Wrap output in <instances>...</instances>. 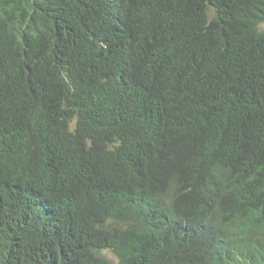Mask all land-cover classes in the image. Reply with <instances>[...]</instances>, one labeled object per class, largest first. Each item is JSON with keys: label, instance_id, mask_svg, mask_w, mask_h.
Segmentation results:
<instances>
[{"label": "trees", "instance_id": "1", "mask_svg": "<svg viewBox=\"0 0 264 264\" xmlns=\"http://www.w3.org/2000/svg\"><path fill=\"white\" fill-rule=\"evenodd\" d=\"M264 0H0V264H264Z\"/></svg>", "mask_w": 264, "mask_h": 264}, {"label": "rangeland", "instance_id": "2", "mask_svg": "<svg viewBox=\"0 0 264 264\" xmlns=\"http://www.w3.org/2000/svg\"><path fill=\"white\" fill-rule=\"evenodd\" d=\"M258 27L259 30H264V22L261 23ZM102 254L107 260H109L111 264H116V258L111 253L105 251Z\"/></svg>", "mask_w": 264, "mask_h": 264}, {"label": "clouds", "instance_id": "3", "mask_svg": "<svg viewBox=\"0 0 264 264\" xmlns=\"http://www.w3.org/2000/svg\"><path fill=\"white\" fill-rule=\"evenodd\" d=\"M106 252H108V251H106ZM103 255V254H102ZM109 261V260H108Z\"/></svg>", "mask_w": 264, "mask_h": 264}]
</instances>
